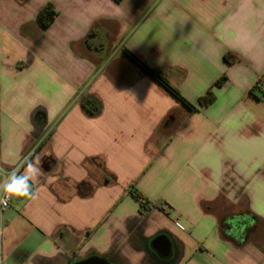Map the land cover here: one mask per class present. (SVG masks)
<instances>
[{
    "label": "crops",
    "instance_id": "crops-1",
    "mask_svg": "<svg viewBox=\"0 0 264 264\" xmlns=\"http://www.w3.org/2000/svg\"><path fill=\"white\" fill-rule=\"evenodd\" d=\"M261 85L264 0H0V192L28 153L39 169L0 215V264H264Z\"/></svg>",
    "mask_w": 264,
    "mask_h": 264
},
{
    "label": "trees",
    "instance_id": "trees-1",
    "mask_svg": "<svg viewBox=\"0 0 264 264\" xmlns=\"http://www.w3.org/2000/svg\"><path fill=\"white\" fill-rule=\"evenodd\" d=\"M117 2L119 0H116ZM57 14L53 10V7L51 5H46L43 9H41L37 15V25L42 31L47 30L53 21L55 20ZM123 55L132 60L137 66L151 79L156 81L157 84H159L169 95L172 97H175V99L181 103V105L189 112L194 113L197 111V107L187 102L177 90H175L165 79L164 75L160 71L153 70L149 67H147L140 59L132 55L131 53L124 51ZM225 78H222L218 80L215 83V87H221L223 83L225 82ZM258 88V87H257ZM262 95H264V92L260 91ZM215 100V96L212 93V91H208L204 97H201L198 99V106L202 108H206L209 105H211ZM80 106L83 110V112L90 117H97L101 113V103L99 99L92 97V96H82L79 100ZM20 179V178H16ZM127 194L129 197H131L133 200H135L137 203H139L141 210H144L145 207L148 206L147 200L145 201L142 195L134 188V185L132 184L129 186V189L127 191ZM142 201L145 202L142 203Z\"/></svg>",
    "mask_w": 264,
    "mask_h": 264
},
{
    "label": "clouds",
    "instance_id": "clouds-1",
    "mask_svg": "<svg viewBox=\"0 0 264 264\" xmlns=\"http://www.w3.org/2000/svg\"><path fill=\"white\" fill-rule=\"evenodd\" d=\"M25 160L28 166L24 173L28 174V179H13L6 183L2 192H0L4 194L3 197H0V205L7 207L9 200L14 197L32 198L34 196L31 180L32 177L39 173V169L31 163V156L25 157ZM15 171L16 169L13 170V172Z\"/></svg>",
    "mask_w": 264,
    "mask_h": 264
},
{
    "label": "water",
    "instance_id": "water-1",
    "mask_svg": "<svg viewBox=\"0 0 264 264\" xmlns=\"http://www.w3.org/2000/svg\"><path fill=\"white\" fill-rule=\"evenodd\" d=\"M92 37V36H91ZM94 41L97 42V39L93 36L92 37ZM153 249L163 258L169 256L170 253V243L168 239L164 236L157 237L153 243H152ZM75 264H108V262L105 259L99 258V257H90L86 260H83L81 262L75 263Z\"/></svg>",
    "mask_w": 264,
    "mask_h": 264
},
{
    "label": "built area",
    "instance_id": "built-area-1",
    "mask_svg": "<svg viewBox=\"0 0 264 264\" xmlns=\"http://www.w3.org/2000/svg\"><path fill=\"white\" fill-rule=\"evenodd\" d=\"M260 89H261V91L262 92H264V85H261L260 86ZM262 98H264V96H262ZM33 155V152H31L30 154L28 153V155L26 156V157H28V156H32ZM27 161L25 160V157H24V159L21 161V163L19 164V165H17V167L15 168L16 169V171L15 172H13V169H12V171L9 173V177H8V179L4 182V184H3V188H4V185L6 184V183H8V182H10L11 180H13V179H16L17 177H18V175H19V173H20V171H21V169H23L22 167L25 165V163H26ZM23 165V166H22ZM22 166V167H21ZM3 193L0 195V197H3ZM10 200H9V202H8V206L7 207H4L3 205H0V215H1V213L4 211V210H6V209H8L9 208V205H10ZM142 203H144L145 204V202L144 201H142Z\"/></svg>",
    "mask_w": 264,
    "mask_h": 264
},
{
    "label": "flooded vegetation",
    "instance_id": "flooded-vegetation-1",
    "mask_svg": "<svg viewBox=\"0 0 264 264\" xmlns=\"http://www.w3.org/2000/svg\"><path fill=\"white\" fill-rule=\"evenodd\" d=\"M233 226H234L233 224H231V227L229 226L230 230H233L234 229ZM235 228L238 229L239 228V225H235ZM237 232H238V230H237Z\"/></svg>",
    "mask_w": 264,
    "mask_h": 264
},
{
    "label": "rangeland",
    "instance_id": "rangeland-1",
    "mask_svg": "<svg viewBox=\"0 0 264 264\" xmlns=\"http://www.w3.org/2000/svg\"><path fill=\"white\" fill-rule=\"evenodd\" d=\"M241 220H242V219H238V218L235 219V221H236V222H239V223H241Z\"/></svg>",
    "mask_w": 264,
    "mask_h": 264
}]
</instances>
